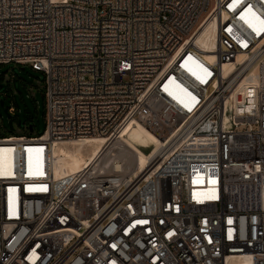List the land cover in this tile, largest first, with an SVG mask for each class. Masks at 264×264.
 Wrapping results in <instances>:
<instances>
[{"label":"built area","instance_id":"1","mask_svg":"<svg viewBox=\"0 0 264 264\" xmlns=\"http://www.w3.org/2000/svg\"><path fill=\"white\" fill-rule=\"evenodd\" d=\"M260 20L264 0H0V65L41 74L44 117L0 133V264H264ZM134 122L156 151L101 168ZM90 135L102 151L56 178L53 143Z\"/></svg>","mask_w":264,"mask_h":264},{"label":"bare ground","instance_id":"2","mask_svg":"<svg viewBox=\"0 0 264 264\" xmlns=\"http://www.w3.org/2000/svg\"><path fill=\"white\" fill-rule=\"evenodd\" d=\"M211 28L205 29L197 38L196 43L205 51L212 44ZM210 60L213 55L205 54ZM243 58L240 53L231 56L223 62V71H228L233 63H238ZM105 137L103 135H90L71 141H58L53 143L52 172L56 178L64 177L80 170L84 164L92 161L103 149ZM158 140L153 133L141 123L134 122L128 125L114 141L112 146L101 153L99 166L109 168L121 173L137 174L143 169L148 158L156 151ZM125 161V165L120 163ZM132 167V169H130Z\"/></svg>","mask_w":264,"mask_h":264},{"label":"rangeland","instance_id":"3","mask_svg":"<svg viewBox=\"0 0 264 264\" xmlns=\"http://www.w3.org/2000/svg\"><path fill=\"white\" fill-rule=\"evenodd\" d=\"M41 79V74L32 71L28 66L0 65V94L8 93V97L0 105V133H24L25 124L33 125L34 133L43 131V96L39 88ZM10 104L18 110L13 117L14 130H9L8 118L4 111Z\"/></svg>","mask_w":264,"mask_h":264},{"label":"snow or ice","instance_id":"4","mask_svg":"<svg viewBox=\"0 0 264 264\" xmlns=\"http://www.w3.org/2000/svg\"><path fill=\"white\" fill-rule=\"evenodd\" d=\"M235 2L237 4H239L241 2V0H235ZM246 11H251V6H248V8L246 9ZM254 15V14H253ZM241 18L243 19L244 17L241 16ZM257 19H259V17H257ZM247 22V21H246ZM260 24L262 25V28L260 29L261 31H264V20H260ZM249 27H253V25L251 23H249ZM254 31H257V29L253 28Z\"/></svg>","mask_w":264,"mask_h":264},{"label":"water","instance_id":"5","mask_svg":"<svg viewBox=\"0 0 264 264\" xmlns=\"http://www.w3.org/2000/svg\"><path fill=\"white\" fill-rule=\"evenodd\" d=\"M3 103H2V101H0V105H2ZM4 111H6L5 109H4ZM7 115V118L9 117V115L8 114H6ZM8 125H9V130H13V127H12V124H11V121L10 120H8Z\"/></svg>","mask_w":264,"mask_h":264},{"label":"trees","instance_id":"6","mask_svg":"<svg viewBox=\"0 0 264 264\" xmlns=\"http://www.w3.org/2000/svg\"><path fill=\"white\" fill-rule=\"evenodd\" d=\"M29 125H31V124H29ZM32 126V130H33V125H31ZM34 131V130H33Z\"/></svg>","mask_w":264,"mask_h":264}]
</instances>
